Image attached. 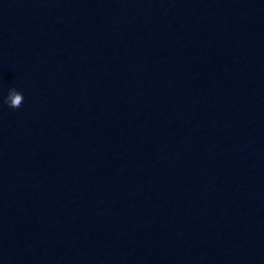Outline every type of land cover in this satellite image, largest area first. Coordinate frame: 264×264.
Wrapping results in <instances>:
<instances>
[{
	"label": "clouds",
	"instance_id": "9594fccd",
	"mask_svg": "<svg viewBox=\"0 0 264 264\" xmlns=\"http://www.w3.org/2000/svg\"><path fill=\"white\" fill-rule=\"evenodd\" d=\"M24 101V96L19 91L12 89L9 91L7 97L4 99V103H6L10 108L17 109L19 108Z\"/></svg>",
	"mask_w": 264,
	"mask_h": 264
}]
</instances>
